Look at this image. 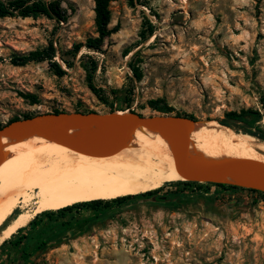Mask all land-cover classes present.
Instances as JSON below:
<instances>
[{
	"label": "rangeland",
	"instance_id": "1",
	"mask_svg": "<svg viewBox=\"0 0 264 264\" xmlns=\"http://www.w3.org/2000/svg\"><path fill=\"white\" fill-rule=\"evenodd\" d=\"M148 1L136 7L127 0L111 2L109 26L118 31L106 39L103 52L83 47L78 55L88 53L99 61L96 82L118 90L120 99L129 93L134 102L126 111L163 113L148 105L155 98L172 106V114H192L195 121L222 123L230 111L252 110L246 116L251 127L264 130V0ZM63 5L69 17L62 23L46 17L0 18V126L14 116L54 109L110 111L89 88L80 62L68 68L60 58L61 51L97 35L95 2L63 0ZM146 15L155 32L142 41ZM50 40L59 48L56 59L67 69L65 75H56L47 61L11 63L12 53L42 48ZM136 52L144 74L140 81L129 66ZM21 93L37 94L41 102L32 104ZM233 126L239 132L249 127ZM177 182H163L155 196H135L109 209L44 219L20 233L28 236L21 252L8 256L7 246H0V264H264L259 193L239 185ZM38 205L35 200L19 211L30 216L20 228L47 211L35 212ZM66 219L74 224L59 238L57 225ZM4 227L0 245L15 239L20 229L5 236ZM51 234L59 239L26 256Z\"/></svg>",
	"mask_w": 264,
	"mask_h": 264
},
{
	"label": "bare ground",
	"instance_id": "2",
	"mask_svg": "<svg viewBox=\"0 0 264 264\" xmlns=\"http://www.w3.org/2000/svg\"><path fill=\"white\" fill-rule=\"evenodd\" d=\"M189 125L193 172L231 157L264 160V141L255 135L216 120ZM94 131L100 132L99 128ZM72 133L84 144H94L95 137L85 129ZM4 149H11L0 163V227L5 226V236L29 222L30 216L18 213L35 200H39L35 212L55 210L81 201L139 194L163 182L182 180L169 134L148 127L135 131L127 145L111 155L83 153L40 134L5 137ZM226 181L242 183L234 174Z\"/></svg>",
	"mask_w": 264,
	"mask_h": 264
},
{
	"label": "trees",
	"instance_id": "3",
	"mask_svg": "<svg viewBox=\"0 0 264 264\" xmlns=\"http://www.w3.org/2000/svg\"><path fill=\"white\" fill-rule=\"evenodd\" d=\"M114 0H94L95 2V23L97 28V35L89 36L86 38L85 42H78L73 45L70 49L66 51L60 52V58L65 63L68 68H72L76 61H79L81 66L86 72V80L89 88L98 98V100L107 105L110 109V112L115 110H125L126 108H131L134 102L132 96L127 93L122 99L118 95V90L112 88H105L102 85H99L96 82V75L100 67L99 61L93 57L92 55L82 54L78 58V55L82 48H86L88 51H95V52H103L105 41L106 39L114 32L118 31V27L110 28V23L112 20V12L110 9V4ZM129 5L132 7H136L138 5L147 6L149 4L148 0H127ZM9 16H18L22 18H34L37 19L39 17H46L48 19L55 20L57 23H62L68 20L69 14L68 10L63 5V0H0V18L2 17H9ZM143 29L140 32V37L142 41H147L155 32V26L146 15L144 21ZM129 52V51H127ZM59 53V48L55 45L53 40H50L49 43L42 47L35 50H31L24 53L14 52L11 54V63L16 66H24L29 63L35 62H44L47 61L50 66L53 68V71L58 76H63L67 73V69L64 68L63 64H61L57 59V55ZM139 53L136 52L131 61L129 62V66L133 72V79L135 81H140L143 78V70L139 63L136 62V58L138 57ZM21 95L28 100L32 104H39L41 102L40 97L37 94L33 93H21ZM148 105L157 111L163 113H171L174 109L170 106L164 99L162 98H155L150 99L148 101ZM54 112H61L64 110L54 109ZM75 111H83V112H90L95 111L93 109H80L77 108ZM135 112V110H130ZM253 113L252 110H243L242 112L237 111H230L227 113L226 118L222 121L223 124L229 125L230 127L233 126V122H243L247 126V129H243L244 133H248L251 135H255L258 138L264 139V130L261 128L253 129L252 122L247 120L246 116L248 114ZM177 115H183L190 119L194 118L192 114H182L177 113ZM32 115L26 114L24 117H30ZM19 116H14L9 121L19 119ZM8 121V122H9ZM2 126V125H1ZM234 129V128H233ZM237 132L239 129L235 128ZM172 182V181H170ZM168 183V182H167ZM177 183L187 184V185H198L202 184L203 182L197 181H185L179 180ZM215 184L221 187H231V188H239L237 185L228 184V183H210ZM161 186L154 189L149 190L144 193L140 194H127L124 196H119L114 199H97L93 201H81L75 203L73 205H69L60 209H47V211L41 212L37 214L30 223L23 228L18 229L14 234H18L15 239H6L0 246L4 247L7 246L8 248V256L12 255V253H19L23 249V244L27 239L26 234H20L28 227L36 228L40 226V223L44 220H54L56 217H66L68 215H72L74 211H80L84 209H93L95 211H99L101 207L109 209L112 204L121 205L125 201L130 200L135 196H155ZM250 191L259 193L262 198L264 199V193L255 189L248 188ZM174 197V196H173ZM171 198V197H170ZM73 221L66 219L65 221H61L57 227L60 228V235L57 237L61 238L65 235L66 232L70 230L73 226ZM59 238H54L53 235H48L45 239L37 243L34 248L29 252L26 253V256H30L31 253L40 252L42 248L50 243V241H56ZM12 264H17L16 261H13Z\"/></svg>",
	"mask_w": 264,
	"mask_h": 264
},
{
	"label": "water",
	"instance_id": "4",
	"mask_svg": "<svg viewBox=\"0 0 264 264\" xmlns=\"http://www.w3.org/2000/svg\"><path fill=\"white\" fill-rule=\"evenodd\" d=\"M202 122L206 121H195L172 113L146 115L130 110L39 113L30 117H20L0 126V163L9 152L4 149L5 137L27 138L40 134L50 141L62 143L83 153L111 155L124 148L135 131L148 127L169 134L174 146L175 166L182 180L228 183L264 193V160L261 159L231 157L196 172L190 170L192 132L189 123L195 125ZM76 128H83L95 137L94 144H84L77 138L72 133ZM95 128H99L100 132L94 131ZM229 174L238 175L242 183L227 182L226 177Z\"/></svg>",
	"mask_w": 264,
	"mask_h": 264
}]
</instances>
